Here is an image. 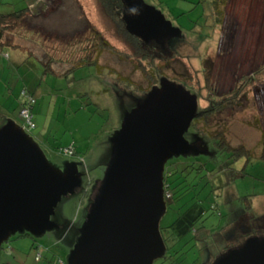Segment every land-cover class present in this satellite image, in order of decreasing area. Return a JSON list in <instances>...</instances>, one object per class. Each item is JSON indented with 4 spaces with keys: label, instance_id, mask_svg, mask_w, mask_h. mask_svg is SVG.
<instances>
[{
    "label": "rangeland",
    "instance_id": "374dc122",
    "mask_svg": "<svg viewBox=\"0 0 264 264\" xmlns=\"http://www.w3.org/2000/svg\"><path fill=\"white\" fill-rule=\"evenodd\" d=\"M203 1L141 0L178 34L163 30L140 35L132 21L119 27L117 19L106 16L99 0H0V14L35 4L31 10L39 16L22 31L16 29L13 37L12 43L26 51L0 48V132L9 124L24 129L52 167L63 170L66 163H75L81 173V185L54 208L52 228L33 239L10 236L1 246L0 264H68L111 173L116 156L112 140L121 133L125 116L151 91L157 72L158 79L178 86L176 80L184 81L197 95L198 108L207 109L212 100L223 104L219 114L197 128L207 134L221 131L228 146H244L252 153L248 162L245 156L232 161L227 152L216 151L210 138L193 134L190 124L183 137L191 149L169 159L163 171L171 161L176 169L185 167L188 194L173 204L164 197L166 211L159 227H168L185 202L197 201L205 211L194 227L199 229L181 239L172 249L180 251L167 253L170 257L162 264H221L251 240H264V160L259 147L264 137V0H228L223 25L210 32L203 27ZM52 14L60 23L46 21ZM124 29L142 50L152 48L158 59L151 66L125 42ZM28 31L33 39L24 41ZM95 31L108 49L98 48V65L71 71L89 53L90 59L96 57L98 41L94 36L93 44L90 40ZM44 53L64 61L52 66L56 74L45 73L39 63L46 60ZM205 59L211 62L209 70H204ZM23 88L35 98L33 128L25 127L19 115ZM236 90L238 100L229 107L227 96ZM69 147L75 155L63 153ZM228 167L243 169L244 175L231 180Z\"/></svg>",
    "mask_w": 264,
    "mask_h": 264
},
{
    "label": "water",
    "instance_id": "95a60500",
    "mask_svg": "<svg viewBox=\"0 0 264 264\" xmlns=\"http://www.w3.org/2000/svg\"><path fill=\"white\" fill-rule=\"evenodd\" d=\"M122 2L128 10L124 20L133 22L137 34H148L156 19L160 31L178 34L141 0ZM181 91L162 79L125 116L121 133L112 140L111 173L68 264H153L164 255L159 229L166 211L164 165L191 149L183 134L197 110L196 97ZM80 185L75 163L63 170L52 167L22 128L7 125L0 132V249L12 235L34 238L52 228L50 217L61 197ZM221 264H264V240H251Z\"/></svg>",
    "mask_w": 264,
    "mask_h": 264
},
{
    "label": "trees",
    "instance_id": "16d2710c",
    "mask_svg": "<svg viewBox=\"0 0 264 264\" xmlns=\"http://www.w3.org/2000/svg\"><path fill=\"white\" fill-rule=\"evenodd\" d=\"M228 0H204L202 2V14L201 16L204 17L205 22H204V29L208 32L213 31V30H218L221 28L222 26V22L224 19V11H225V7L227 4ZM99 3L101 5L102 10L104 11V14L110 18H112L113 20L116 21L117 19V24L119 25V27L124 25V16H122V12L124 11V15L127 13V8L124 5V3L122 2V0H99ZM126 10V11H125ZM38 13L34 14L32 12L31 9L29 8H24L18 11H13L7 14H0V48L5 47V46H13L16 49L19 50H23L26 51L24 48H22L19 44L16 43H12L13 37L16 36L17 34V30L19 29L20 31L23 30L22 26L25 25H29L30 19H35L38 18ZM123 17V18H122ZM123 23V25H122ZM30 26V25H29ZM20 27V28H19ZM93 29H90V31ZM125 31L123 32L125 34L126 40L125 42L131 44V46L134 48V51H136V54H141L142 58H144V60H148V64L151 66V64H153L154 60L158 59L157 56L155 54H153L152 52H150V48H146L144 50H142L141 48V43L135 39L134 37H132L131 35H128V32L126 31V29H124ZM92 32V31H91ZM25 36L21 35L23 40H32L33 39V35L32 33L25 32ZM28 36V38H27ZM93 36H94V40L96 39L98 41V44H94V50L96 51V57L90 59V53L89 55H86L84 59H81L80 63L78 64V66L74 67L71 71H75L77 69H80L81 67L87 66L88 64L90 65H98L97 64V57H98V53L99 50L98 48H103V47H107L108 49V44L106 41H103L102 38L100 37L98 32H94V34L91 36L90 40L93 44ZM149 49V50H148ZM30 56H34L31 52L29 53ZM44 55L46 56V60H42L39 59V63L43 64L45 66V73H51V74H56L53 70H52V66L58 62L62 63L64 61H62L61 59H56V58H52L51 55H48L47 53H44ZM36 57V56H35ZM160 58L161 55L159 56ZM37 58V57H36ZM203 65H204V70L205 68H207L209 70L211 62L208 61V59L203 60ZM206 66V67H205ZM262 68H260L259 70H261ZM264 69V67H263ZM66 74V73H65ZM159 77V73L157 72L155 77L152 78V81L150 82V87H155L153 85L156 84V82H160V80H162V77L160 79H158ZM209 75H205V79L206 81H208ZM151 79V78H150ZM165 79V78H164ZM177 83L180 84L181 88L184 90L185 93H188L190 95L194 94L191 91L187 90L186 87L184 86V81L181 80H176ZM172 83H174L172 81ZM175 84V83H174ZM240 92L239 91H235L233 94H230L229 96H227L229 99L227 100L228 102V106L232 107L236 104L237 100V93ZM21 94H25L27 97L29 96L30 99H32L33 103L32 104H27L24 98L20 97V102H21V108L19 110V115L20 112L22 110L23 107H27L28 111L30 112V114L32 115V119H33V107L35 104V98L33 95V92L27 88H23L21 91ZM20 94V95H21ZM195 97H197L196 94H194ZM198 105V104H197ZM211 106V107H210ZM223 104L221 103H216V101H211L209 107L206 109L203 108H198L197 106V110H196V114L195 117L193 119V121L191 122V126L190 129L192 130V133L195 135H199L200 137H208L212 140V144L215 147L217 152L223 153V152H227L228 154H230V158L232 161H237L239 158L242 157H246V161L248 162L250 159V156L252 155L251 151L246 149L244 146H238L236 148H232L230 146L227 145V143L225 142V140L223 139V133L221 131H215L211 134H207L205 133L201 128H197V125L201 122V121H207L208 118H210V116L215 114H219L221 109L223 108ZM21 117V116H20ZM193 127V129H192ZM259 147H260V157L264 160V137L261 135L260 137V141H259ZM76 154V152L74 153V155ZM231 165V164H229ZM185 166V165H184ZM201 167V165L199 166ZM185 169V167L183 169H176L175 168V163L174 161H171L168 164V169L165 171V173L163 174L164 177V184L166 186L165 189V193L169 194L168 198H166V194H165V198L168 199L169 204H173L176 201H179L181 199H184L186 197V195L188 194V186H187V181H186V176L187 174L183 173V170ZM227 174L228 176L231 178V180H233L234 178H240L244 175L243 169L236 171L233 170L231 168H227ZM86 192L82 191L81 196H85ZM183 202V201H182ZM188 202H185L182 204V206L180 207V209L182 211H180L177 215V217L175 218V220L168 226L165 228H159L160 229V236L162 238L164 247H165V253L162 256V258H160V263L162 264L164 262H162V260H167L168 257H166L167 253H170L172 251V249L174 248L175 245H177V243L185 238L187 235H189L190 233H192V231H197V229L199 228H195V225H197L198 223L201 222V218L204 214V208L201 204H199V202H194L191 203L189 205H187ZM201 225V224H200ZM202 226H200L201 228ZM263 232V230H262ZM20 238H24V237H31L29 234H23L21 236H19ZM33 239V237H31ZM256 243H261L263 240L262 239H254ZM246 245H244L242 247V249L245 248ZM241 249V250H242ZM240 250V251H241ZM180 250H175L172 251V255H176ZM157 261V260H156ZM154 264V263H153Z\"/></svg>",
    "mask_w": 264,
    "mask_h": 264
},
{
    "label": "built area",
    "instance_id": "2783aa9c",
    "mask_svg": "<svg viewBox=\"0 0 264 264\" xmlns=\"http://www.w3.org/2000/svg\"><path fill=\"white\" fill-rule=\"evenodd\" d=\"M20 97L24 98L27 104L33 103L32 99H30L29 96L27 97L25 94H21ZM20 116H21V118H23L25 120V125H24L25 127H27V128H33L34 127L33 123H32V115L28 111L27 107L22 108V110L20 112ZM63 153L66 154L67 156H73L74 150L71 147L65 148Z\"/></svg>",
    "mask_w": 264,
    "mask_h": 264
},
{
    "label": "flooded vegetation",
    "instance_id": "af4514ba",
    "mask_svg": "<svg viewBox=\"0 0 264 264\" xmlns=\"http://www.w3.org/2000/svg\"><path fill=\"white\" fill-rule=\"evenodd\" d=\"M223 25V24H222ZM149 26H152V27H150L151 28V30H150V32L149 33H151V32H158V31H160V29H161V23H160V21H159V19H156V20H153V22H151V24L149 25ZM154 30V31H153ZM148 33V34H149ZM76 180H77V178H76ZM164 189H166V186H165V184H164ZM169 194H167L166 196H168Z\"/></svg>",
    "mask_w": 264,
    "mask_h": 264
},
{
    "label": "crops",
    "instance_id": "0c3cea01",
    "mask_svg": "<svg viewBox=\"0 0 264 264\" xmlns=\"http://www.w3.org/2000/svg\"><path fill=\"white\" fill-rule=\"evenodd\" d=\"M37 1H39V0H37ZM51 0H49V2H50ZM35 5V4H34ZM34 5H33V7H34ZM30 6V5H29ZM39 6V4H37V7ZM32 7V8H33ZM27 8H29V9H32L31 7H27ZM54 15L52 14V15H48L47 16V19H46V21H48V23H60V20H58V21H56L55 19H53L54 17H53ZM224 17H225V11H224ZM56 21V22H55ZM223 22H224V19H223ZM223 22H222V24H223ZM35 28H37V27H35ZM37 30V29H36ZM36 30H34V32H32L33 34L36 32ZM219 30V29H218ZM217 31V30H216ZM58 64V62H56L54 65H57Z\"/></svg>",
    "mask_w": 264,
    "mask_h": 264
},
{
    "label": "bare ground",
    "instance_id": "6f19581e",
    "mask_svg": "<svg viewBox=\"0 0 264 264\" xmlns=\"http://www.w3.org/2000/svg\"><path fill=\"white\" fill-rule=\"evenodd\" d=\"M141 22H143V21H141ZM154 31V30H153Z\"/></svg>",
    "mask_w": 264,
    "mask_h": 264
}]
</instances>
